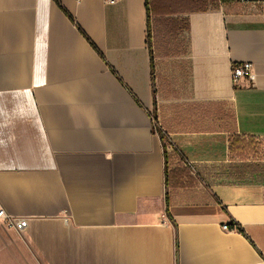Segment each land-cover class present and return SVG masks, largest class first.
Instances as JSON below:
<instances>
[{
	"label": "crops",
	"instance_id": "obj_1",
	"mask_svg": "<svg viewBox=\"0 0 264 264\" xmlns=\"http://www.w3.org/2000/svg\"><path fill=\"white\" fill-rule=\"evenodd\" d=\"M146 1L0 0V264H264V0Z\"/></svg>",
	"mask_w": 264,
	"mask_h": 264
},
{
	"label": "trees",
	"instance_id": "obj_2",
	"mask_svg": "<svg viewBox=\"0 0 264 264\" xmlns=\"http://www.w3.org/2000/svg\"><path fill=\"white\" fill-rule=\"evenodd\" d=\"M211 1H215V0H211ZM218 1H221V2H226V1H231V0H218ZM209 2V1H208ZM146 5H147V11L150 13H152L153 11V5H152V0H147L146 1ZM198 10V9H197ZM171 11H184V10H181V9H178V10H171ZM191 11V10H190ZM176 13V12H175ZM150 23H149V35H150ZM161 33H164V34H172L174 32L177 31V26L174 25V24H171L170 28L166 27V28H162L161 30ZM230 147H231V150L233 151H237V153H245L246 149H249V150H253V145H252V141H248L245 143V141L242 139V137L240 136H231L230 138ZM187 173L186 170H183V169H180V168H177L173 171H169L166 173V183L167 185L170 183L171 181V178L174 180L177 179V178H182L185 176V174Z\"/></svg>",
	"mask_w": 264,
	"mask_h": 264
},
{
	"label": "built area",
	"instance_id": "obj_3",
	"mask_svg": "<svg viewBox=\"0 0 264 264\" xmlns=\"http://www.w3.org/2000/svg\"><path fill=\"white\" fill-rule=\"evenodd\" d=\"M117 0H109V2H116ZM242 1H247V0H242ZM253 63L251 61H242V62H236L233 63L232 65V70H231V76H232V81L236 85L240 82L241 79L243 78H252L253 77ZM0 217L4 218V220L9 224V225H14V221L12 216L7 214L4 209L0 210ZM223 229L228 230L229 225L224 224Z\"/></svg>",
	"mask_w": 264,
	"mask_h": 264
},
{
	"label": "rangeland",
	"instance_id": "obj_4",
	"mask_svg": "<svg viewBox=\"0 0 264 264\" xmlns=\"http://www.w3.org/2000/svg\"><path fill=\"white\" fill-rule=\"evenodd\" d=\"M155 122H156V126H157V128H159V126H160V125H159V119L157 118Z\"/></svg>",
	"mask_w": 264,
	"mask_h": 264
}]
</instances>
